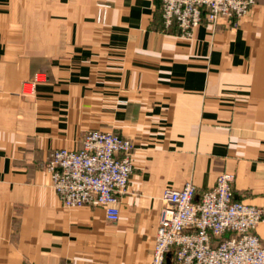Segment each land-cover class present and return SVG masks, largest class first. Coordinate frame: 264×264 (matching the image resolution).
I'll return each instance as SVG.
<instances>
[{
    "label": "crops",
    "instance_id": "crops-1",
    "mask_svg": "<svg viewBox=\"0 0 264 264\" xmlns=\"http://www.w3.org/2000/svg\"><path fill=\"white\" fill-rule=\"evenodd\" d=\"M92 128L134 145L116 222L64 207L45 169ZM221 172L263 210L264 245V0L192 37L159 0H0V264H149L162 191L190 180L199 198Z\"/></svg>",
    "mask_w": 264,
    "mask_h": 264
},
{
    "label": "built area",
    "instance_id": "built-area-1",
    "mask_svg": "<svg viewBox=\"0 0 264 264\" xmlns=\"http://www.w3.org/2000/svg\"><path fill=\"white\" fill-rule=\"evenodd\" d=\"M163 25H175L192 37L204 18L215 28L219 18L237 21L256 0H159ZM96 21L104 23L109 4H96ZM46 73L36 71L24 80L20 93L34 96ZM133 142L114 131L88 129L80 147L53 149L45 169L66 208L100 206L108 220L119 219V198L132 174ZM233 174L221 172L214 185L195 198L188 180L179 188H165L149 264H264V245L255 233L263 210L234 199ZM167 253H170L167 260Z\"/></svg>",
    "mask_w": 264,
    "mask_h": 264
},
{
    "label": "water",
    "instance_id": "water-1",
    "mask_svg": "<svg viewBox=\"0 0 264 264\" xmlns=\"http://www.w3.org/2000/svg\"><path fill=\"white\" fill-rule=\"evenodd\" d=\"M170 253H167V260L169 259Z\"/></svg>",
    "mask_w": 264,
    "mask_h": 264
}]
</instances>
